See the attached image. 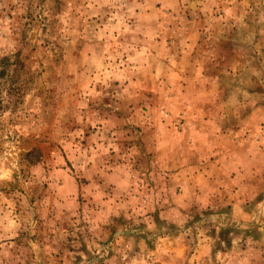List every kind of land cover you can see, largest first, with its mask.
Segmentation results:
<instances>
[{
    "label": "rangeland",
    "instance_id": "374dc122",
    "mask_svg": "<svg viewBox=\"0 0 264 264\" xmlns=\"http://www.w3.org/2000/svg\"><path fill=\"white\" fill-rule=\"evenodd\" d=\"M0 264H264V0H0Z\"/></svg>",
    "mask_w": 264,
    "mask_h": 264
},
{
    "label": "trees",
    "instance_id": "16d2710c",
    "mask_svg": "<svg viewBox=\"0 0 264 264\" xmlns=\"http://www.w3.org/2000/svg\"><path fill=\"white\" fill-rule=\"evenodd\" d=\"M5 62L7 63V62H8V59H3L2 61H0V64L5 63ZM5 72H6V71H4V72H3V71H0V77H2V75L5 76ZM0 90H1V89H0ZM1 107H2V102H1V100H0V108H1Z\"/></svg>",
    "mask_w": 264,
    "mask_h": 264
}]
</instances>
